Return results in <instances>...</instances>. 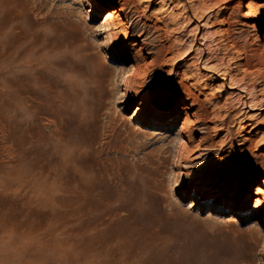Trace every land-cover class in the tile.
I'll return each instance as SVG.
<instances>
[{"label": "rangeland", "instance_id": "obj_1", "mask_svg": "<svg viewBox=\"0 0 264 264\" xmlns=\"http://www.w3.org/2000/svg\"><path fill=\"white\" fill-rule=\"evenodd\" d=\"M263 32L264 0H0V264H264Z\"/></svg>", "mask_w": 264, "mask_h": 264}, {"label": "bare ground", "instance_id": "obj_2", "mask_svg": "<svg viewBox=\"0 0 264 264\" xmlns=\"http://www.w3.org/2000/svg\"><path fill=\"white\" fill-rule=\"evenodd\" d=\"M104 7H109V5L108 4H105V6ZM120 8V7H119ZM120 10V9H119ZM112 14H113V12H112ZM112 14L110 15L111 17H113L112 16ZM262 39H264V32L262 33V37H261ZM263 52H264V47H263V50H262ZM189 56V54H187L186 55V57H188ZM10 83V82H9ZM11 84V83H10ZM9 84V85H10ZM156 115L158 114L159 115V112H157L156 111V113H155ZM137 115V112H135V116ZM142 126H145V127H150V126H155V124H154V122H152V121H146V120H144L143 122H142V124H141ZM257 189H260V191H257ZM264 195V189L263 188H261V187H256L255 189H254V196H256L257 198L256 199H254V201H255V204H256V207L257 208H260L262 205H263V202H264V198L262 197ZM192 199H196V200H198L199 199V197H197V196H195V195H193L192 196ZM241 202H242V200L240 199V197H237L236 199H234V200H230L228 203H227V205L226 206H224V211H228V212H234V211H237V209H239L240 207H241ZM215 206V209H220V205L219 204H215L214 205ZM257 208L256 209H254L253 210V214H254V216H259V217H261L262 219H261V224L262 225H264V216L260 213V211L259 210H257ZM214 210V209H213Z\"/></svg>", "mask_w": 264, "mask_h": 264}, {"label": "snow or ice", "instance_id": "obj_3", "mask_svg": "<svg viewBox=\"0 0 264 264\" xmlns=\"http://www.w3.org/2000/svg\"><path fill=\"white\" fill-rule=\"evenodd\" d=\"M261 187L264 188V185H262ZM257 191H260V189H257Z\"/></svg>", "mask_w": 264, "mask_h": 264}]
</instances>
